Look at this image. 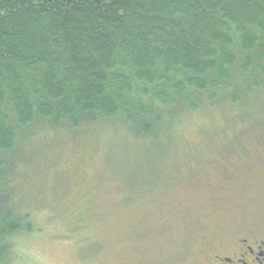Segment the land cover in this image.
<instances>
[{
    "label": "trees",
    "instance_id": "obj_1",
    "mask_svg": "<svg viewBox=\"0 0 264 264\" xmlns=\"http://www.w3.org/2000/svg\"><path fill=\"white\" fill-rule=\"evenodd\" d=\"M263 92L264 0H0V261L29 225L7 195L33 176L17 168L52 171L34 132L146 142L181 113L223 116Z\"/></svg>",
    "mask_w": 264,
    "mask_h": 264
},
{
    "label": "rangeland",
    "instance_id": "obj_2",
    "mask_svg": "<svg viewBox=\"0 0 264 264\" xmlns=\"http://www.w3.org/2000/svg\"><path fill=\"white\" fill-rule=\"evenodd\" d=\"M243 104L181 113L146 142L93 125L34 132L52 171L17 168L33 176L7 195L29 225L0 264H208L264 242V92Z\"/></svg>",
    "mask_w": 264,
    "mask_h": 264
},
{
    "label": "flooded vegetation",
    "instance_id": "obj_3",
    "mask_svg": "<svg viewBox=\"0 0 264 264\" xmlns=\"http://www.w3.org/2000/svg\"><path fill=\"white\" fill-rule=\"evenodd\" d=\"M208 264H264V242L240 240L230 253L215 255Z\"/></svg>",
    "mask_w": 264,
    "mask_h": 264
}]
</instances>
